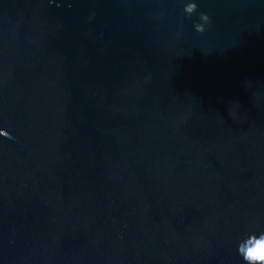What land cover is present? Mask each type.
Wrapping results in <instances>:
<instances>
[{"label": "water", "instance_id": "95a60500", "mask_svg": "<svg viewBox=\"0 0 264 264\" xmlns=\"http://www.w3.org/2000/svg\"><path fill=\"white\" fill-rule=\"evenodd\" d=\"M188 2L0 0V264H246L264 0Z\"/></svg>", "mask_w": 264, "mask_h": 264}, {"label": "clouds", "instance_id": "9594fccd", "mask_svg": "<svg viewBox=\"0 0 264 264\" xmlns=\"http://www.w3.org/2000/svg\"><path fill=\"white\" fill-rule=\"evenodd\" d=\"M183 12L188 18H191L198 12V4L195 0L186 3ZM199 21L194 24L196 32L203 34L212 23L210 15L206 12H199ZM0 135L7 136V132H0ZM239 254L243 257L246 264H264V233L251 234L247 239L240 243Z\"/></svg>", "mask_w": 264, "mask_h": 264}]
</instances>
